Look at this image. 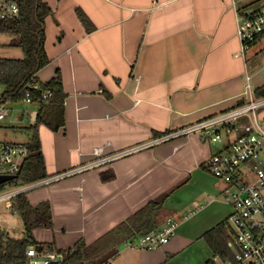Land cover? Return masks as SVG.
<instances>
[{"label":"crops","instance_id":"obj_1","mask_svg":"<svg viewBox=\"0 0 264 264\" xmlns=\"http://www.w3.org/2000/svg\"><path fill=\"white\" fill-rule=\"evenodd\" d=\"M262 1L42 0L51 9L43 26L49 63L35 79L46 83L58 70L65 93L63 126L37 129L45 179L75 172L26 192L31 205L51 209L52 227L31 232L37 243L89 245L166 194L157 229L176 222L175 236L152 251L124 245L109 263L168 264L227 218L207 167L218 146L172 134L247 101L246 77L252 92L264 86V72L248 74L246 62L254 45L264 50V33L242 51L234 12ZM22 103L15 133L29 143L25 128L39 105ZM107 170L113 177L103 180Z\"/></svg>","mask_w":264,"mask_h":264},{"label":"built area","instance_id":"obj_2","mask_svg":"<svg viewBox=\"0 0 264 264\" xmlns=\"http://www.w3.org/2000/svg\"><path fill=\"white\" fill-rule=\"evenodd\" d=\"M234 12L236 36L241 50L245 51L264 32V1L257 6L234 5ZM20 14L19 0H0V21L17 20ZM248 81L246 77L245 105L205 118L172 134L197 133L203 140L218 146L209 157L207 167L212 177L221 184L223 203L230 210L226 223L231 258L213 257L212 264H264V157H261L264 152V125L256 113V109L264 107V98L254 100ZM31 88L41 92L43 100L51 96L49 90L43 91L38 84L31 85ZM22 102H32L30 92H25ZM8 103L10 100L0 85V121L8 115ZM29 155V143L0 141V176H14L9 181L15 180ZM74 172L72 170L14 189L0 188V202L11 207L16 195ZM176 227V222L168 221L163 228L143 234L125 246L155 250L175 236ZM25 254L27 264H52L63 260L61 253H43L33 246L28 247Z\"/></svg>","mask_w":264,"mask_h":264},{"label":"trees","instance_id":"obj_3","mask_svg":"<svg viewBox=\"0 0 264 264\" xmlns=\"http://www.w3.org/2000/svg\"><path fill=\"white\" fill-rule=\"evenodd\" d=\"M19 2L20 17L17 20L0 21V34L11 36L9 45L21 49L23 57L20 59L0 58V85L10 102L22 101L25 92L28 91L32 102L39 105L34 124L25 128L29 135L30 155L22 164L14 180L19 183V186H24L46 177L37 129L39 125H45L57 131L63 126L65 93L58 70L55 76L46 83H39L35 79L37 72L49 63L43 48V26L51 9L42 0H19ZM76 15L86 32L95 29L89 17L81 9H76ZM33 84H38L43 91L49 90L51 96L44 100L41 99V92L31 88ZM253 93L256 100L264 98V86L256 88ZM246 103L247 101H240L227 111ZM101 177L103 180H109L113 177V173L107 170L101 172ZM165 197L166 194L158 200L149 202L95 242L89 245L77 242L73 247L62 250L56 249L53 244L37 243L31 234L35 228L52 227L49 203L44 201L31 205L26 198V192L20 193L12 199L10 208L21 219L25 236L13 238L0 230V264H27L25 253L30 246L38 247V250L43 253L63 254L62 262L52 264H110L109 260L122 246L143 234L157 230L156 216L162 208ZM227 227L225 219L202 235L213 257L223 260L231 258V251L228 247L230 234ZM207 263L212 264V259H209Z\"/></svg>","mask_w":264,"mask_h":264},{"label":"rangeland","instance_id":"obj_4","mask_svg":"<svg viewBox=\"0 0 264 264\" xmlns=\"http://www.w3.org/2000/svg\"><path fill=\"white\" fill-rule=\"evenodd\" d=\"M10 41L11 36L0 34V58H22L23 53L21 49L11 47L9 45ZM246 58L248 74L256 68L264 72V50L260 48L259 44L257 46L254 45L252 49L247 51ZM25 106L26 105L22 102L8 103L6 105L8 109V117L0 121V141L25 142V138L15 133L18 132V126L22 125V123L18 122L20 120L19 118H21L19 109L21 110V108H25ZM256 113L264 125V107L256 109ZM261 157H264V152L261 153ZM17 187H19V183H16L13 180L2 184L0 188L9 190ZM229 211L228 208V214ZM0 230L5 231L13 238H23L25 236L24 226L21 219L4 202H0ZM204 241L196 242L186 250L171 257V261L168 264H208L207 261L211 259V256L207 249V243H204ZM111 260L112 258L109 261Z\"/></svg>","mask_w":264,"mask_h":264},{"label":"water","instance_id":"obj_5","mask_svg":"<svg viewBox=\"0 0 264 264\" xmlns=\"http://www.w3.org/2000/svg\"><path fill=\"white\" fill-rule=\"evenodd\" d=\"M14 178H15L14 176H7V175L0 176V184H3V183H5V182H7L9 180L14 179ZM35 248L38 250V247H35Z\"/></svg>","mask_w":264,"mask_h":264}]
</instances>
